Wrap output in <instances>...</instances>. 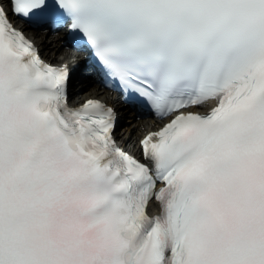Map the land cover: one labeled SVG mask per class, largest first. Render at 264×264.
I'll return each mask as SVG.
<instances>
[{
	"label": "snow or ice",
	"instance_id": "obj_1",
	"mask_svg": "<svg viewBox=\"0 0 264 264\" xmlns=\"http://www.w3.org/2000/svg\"><path fill=\"white\" fill-rule=\"evenodd\" d=\"M0 264H264V0H0Z\"/></svg>",
	"mask_w": 264,
	"mask_h": 264
},
{
	"label": "bare ground",
	"instance_id": "obj_2",
	"mask_svg": "<svg viewBox=\"0 0 264 264\" xmlns=\"http://www.w3.org/2000/svg\"><path fill=\"white\" fill-rule=\"evenodd\" d=\"M61 49L62 48L60 42L53 39L49 45L45 44L43 46V52L46 54L48 58H51L53 60L58 59L57 56L58 54H64L65 56H69L68 52H60ZM84 89H87V91H84ZM72 93H73V97L77 99L78 103L86 98L97 95L106 98L108 100L114 97V95H111L108 91L100 89V87L96 85L94 86L92 85L91 87H89L86 83L85 84L79 83L77 86H74L72 89ZM146 125L147 123L145 122V120H141L140 122L135 123V127L137 129L136 131L133 132L132 128L127 129V136L125 139V143L131 150L138 149L137 139L139 138L140 133L143 131ZM130 132H132L133 134L131 136V139L129 140L128 137Z\"/></svg>",
	"mask_w": 264,
	"mask_h": 264
}]
</instances>
